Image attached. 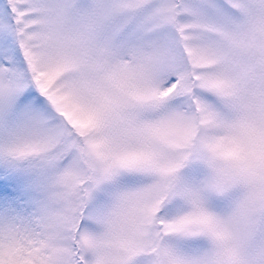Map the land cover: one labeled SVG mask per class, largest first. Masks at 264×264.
Here are the masks:
<instances>
[{
	"label": "snow or ice",
	"instance_id": "1",
	"mask_svg": "<svg viewBox=\"0 0 264 264\" xmlns=\"http://www.w3.org/2000/svg\"><path fill=\"white\" fill-rule=\"evenodd\" d=\"M0 264H264V0H0Z\"/></svg>",
	"mask_w": 264,
	"mask_h": 264
}]
</instances>
